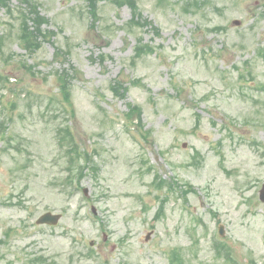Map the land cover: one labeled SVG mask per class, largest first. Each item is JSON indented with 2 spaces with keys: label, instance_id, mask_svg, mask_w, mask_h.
I'll return each instance as SVG.
<instances>
[{
  "label": "rangeland",
  "instance_id": "rangeland-1",
  "mask_svg": "<svg viewBox=\"0 0 264 264\" xmlns=\"http://www.w3.org/2000/svg\"><path fill=\"white\" fill-rule=\"evenodd\" d=\"M37 2L54 35L26 61L34 76L15 33L0 56L12 89L0 80V116L13 138L0 141V264H169L175 249L185 264H264V0H140L159 35L127 25L130 9L109 0L93 26L85 0ZM5 20L1 9L0 34ZM138 38L154 53L134 59ZM55 45L69 50L62 63ZM69 67L80 75L69 126L98 164L72 195L60 189L67 163L54 135L55 73ZM120 77L123 99L109 89ZM128 104L141 107L147 140L124 123ZM154 176L175 187L158 219L165 191ZM46 211L62 215L54 227L35 224Z\"/></svg>",
  "mask_w": 264,
  "mask_h": 264
},
{
  "label": "trees",
  "instance_id": "trees-1",
  "mask_svg": "<svg viewBox=\"0 0 264 264\" xmlns=\"http://www.w3.org/2000/svg\"><path fill=\"white\" fill-rule=\"evenodd\" d=\"M22 4H25L27 6L26 10L23 12H18L19 20V26H18V33H19V40L24 49L28 53L35 52L40 47V40H48L49 34L41 29V24L45 22V19L43 16L40 15V13L37 10V6L35 3H33L32 0H19ZM101 0H86L87 5L89 7V10L91 11V15L95 17L96 11H97V4ZM113 3H115L117 6H121L123 4H126L130 7L132 11L133 18L131 20V23L135 25H144L145 21L142 23H139L138 20H135V17H138V8L136 1L137 0H111ZM9 0H0V5L4 6L6 8L7 14L12 17L14 12L9 8L8 6ZM32 22V26L28 24V22ZM1 42V37H0ZM1 50V48H0ZM152 51V48L148 45H144L139 43L138 46L135 47V56L140 57L144 53H149ZM71 76L67 72H63L57 76V79L59 81L60 85V91L63 96V99L68 102V87L70 82ZM111 90L118 96L122 97L126 91V87L122 85L119 81H116L113 85H111ZM131 115H135L138 122L140 121V110L138 107H130L129 110ZM126 116L129 118V113L126 114ZM64 144H70V149L68 151H72L75 154V157H70V160H72V165L68 169L69 175L66 177L67 183L71 184L74 180H77L78 182L81 180V178L84 175V168L85 165L83 164V161L90 160V156L83 151L80 153L75 145H73V137L72 134L68 129L65 131V135L62 138ZM82 162V164H81ZM178 262H181V257H176Z\"/></svg>",
  "mask_w": 264,
  "mask_h": 264
},
{
  "label": "water",
  "instance_id": "water-1",
  "mask_svg": "<svg viewBox=\"0 0 264 264\" xmlns=\"http://www.w3.org/2000/svg\"><path fill=\"white\" fill-rule=\"evenodd\" d=\"M260 199L264 201V187L260 192ZM58 219L59 215H51L50 213H46L37 220V223L55 224Z\"/></svg>",
  "mask_w": 264,
  "mask_h": 264
}]
</instances>
